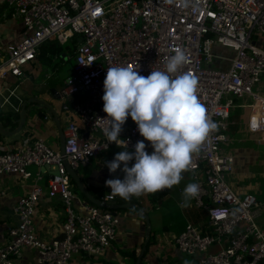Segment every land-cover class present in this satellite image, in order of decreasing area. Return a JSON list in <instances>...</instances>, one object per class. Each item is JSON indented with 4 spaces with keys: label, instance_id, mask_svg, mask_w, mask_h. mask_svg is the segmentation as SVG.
<instances>
[{
    "label": "built area",
    "instance_id": "obj_1",
    "mask_svg": "<svg viewBox=\"0 0 264 264\" xmlns=\"http://www.w3.org/2000/svg\"><path fill=\"white\" fill-rule=\"evenodd\" d=\"M3 1L22 31L0 58V77L23 74L40 46L52 39L72 46L73 61L59 90L67 116L64 156L40 137L0 152V174L28 178L29 166H37L33 184L14 206L17 223L0 246V264H14L12 257L25 247L35 248L40 264H80L72 260L74 254L100 255L110 245L117 216L72 189L63 159L77 169L117 146L108 145L102 130L108 126L102 100L107 68L133 67L147 77L153 70L164 71L176 48L187 57L178 74L197 78L198 98L217 128L186 171L200 188L191 203L205 211L204 228L187 222L174 237L175 248L197 255V264H264V231L256 222L260 202L228 181L235 158L224 147L235 99L250 98L244 106L253 128L264 133V94L255 89L264 80V0ZM214 45L221 49L213 51ZM124 127L120 138L128 144L120 148L134 152L144 138L131 116ZM144 142L151 154L150 142ZM45 175L46 193L60 199L65 213L62 235L51 239L41 238L33 222Z\"/></svg>",
    "mask_w": 264,
    "mask_h": 264
},
{
    "label": "crops",
    "instance_id": "obj_2",
    "mask_svg": "<svg viewBox=\"0 0 264 264\" xmlns=\"http://www.w3.org/2000/svg\"><path fill=\"white\" fill-rule=\"evenodd\" d=\"M21 31V22L10 14L5 2L0 0V58L6 54L8 45L14 44L21 38ZM71 48L72 46L69 44L65 50L62 49L60 53L50 56L51 58L48 57L49 49L45 57L39 55V49L35 59L23 67V74L18 76L8 73L0 77V111L19 113L23 103H26V106L33 104L32 101H29L31 98L37 97L43 100L42 104H36L38 107L28 109L26 121L21 131L9 137L0 133V152L10 148L22 147L38 137L59 150L57 126L45 111L47 104H51L56 109L58 121L64 129L67 116L61 110L62 100L59 96V90L70 71L72 61L65 66L64 71H61L60 65L62 66L67 58H71ZM223 51L229 57L233 55L230 49ZM39 76L42 77V81L37 82L36 79ZM240 99H235L230 108L228 141L225 150L233 154L235 163L233 171L227 179L239 192H251L257 197L260 205L256 222L264 231V140L258 139L259 133L253 128L254 119L248 108L244 106L250 98L244 96L243 99ZM39 113L40 115H38ZM0 122L5 125L3 120ZM12 122L15 124L9 127L15 128L18 122L14 118ZM124 128L120 137L124 134ZM121 151L120 147L112 146L79 169V174L87 188L94 186L97 190H104L105 196H109L111 189L106 187V181L115 178L123 179L124 173L121 170L115 174L110 173L105 161H112L115 155ZM132 164H134V160L130 162L129 166ZM29 169L32 175L28 178H22L15 172L0 174V246L6 238L8 228L17 223V215L14 212L17 200L29 190L34 182L33 173L37 170V166L30 165ZM182 176L181 182L173 186L172 189L143 195L137 198L138 202H132L143 209L145 208L144 211L148 214L151 223L150 237L153 233V243L149 245L147 243L141 258L142 264H197L198 262L197 255L183 254L174 245V237L187 222L203 229L206 215L204 210L194 207L191 202L190 207H180L183 202V190L187 184L191 183L190 175L187 172L182 173ZM46 177L47 175L41 182L44 191L36 204L33 222L36 233L41 238L51 239L62 235L65 213L60 199L51 197L46 193ZM153 197L155 199L152 200ZM113 199L118 203L116 197ZM172 202L177 204L175 208L180 211L181 219L177 225L171 227L174 229L170 228L171 224L167 225L163 222L164 216L162 218L163 223L159 225L158 220L153 221L149 213L153 209L162 210L163 207ZM132 208L111 209L118 218V224L114 238L102 254L86 257L74 254L72 260L80 264H132L133 256L122 252H134L137 256L146 229L140 213L138 210H132ZM169 213L173 219V210H170ZM169 213L164 211V214ZM12 261L14 264H40L37 261V252L33 247H25L20 255L12 257Z\"/></svg>",
    "mask_w": 264,
    "mask_h": 264
},
{
    "label": "clouds",
    "instance_id": "obj_3",
    "mask_svg": "<svg viewBox=\"0 0 264 264\" xmlns=\"http://www.w3.org/2000/svg\"><path fill=\"white\" fill-rule=\"evenodd\" d=\"M174 52L164 71L153 70L147 77L133 67L107 68L102 100L108 126L102 130L108 145L115 142L122 148V142L128 144L120 134L131 116L153 149L149 154L141 140L134 152L127 147L112 161H105L110 173H124L123 179L106 181L111 198L130 200L172 189L183 179L182 173L191 169L194 155L217 128L198 98L197 78L190 73L178 74L187 62L185 52L180 48ZM199 191L197 183L187 184L180 207H190Z\"/></svg>",
    "mask_w": 264,
    "mask_h": 264
},
{
    "label": "water",
    "instance_id": "obj_4",
    "mask_svg": "<svg viewBox=\"0 0 264 264\" xmlns=\"http://www.w3.org/2000/svg\"><path fill=\"white\" fill-rule=\"evenodd\" d=\"M29 101H32L33 104L26 106V103L22 104V107L18 113V118H17V126L15 128H10L9 126H5L0 122V133L5 135L6 137L12 136L15 133L21 131V129L23 128L25 121H26V114L28 109L33 108V107H38L36 104H42L43 100L40 98H31ZM48 106L46 107L47 110L45 111L46 114L48 116H50L55 125L57 126V130H58V139H59V152L64 156V142H65V137H64V133H63V128L60 125L59 121H58V117H57V111L56 109L51 105V104H47ZM40 115V113L38 114ZM41 115H44L41 113ZM63 163L65 166V169L71 179V181L73 182V184L76 186L77 190L79 193H81L88 202L106 208V209H118V208H128V207H136L138 212L140 213V217L142 218V220L144 221L145 225H146V229H145V235H144V240L142 242L140 251L138 252L137 256H136V260L134 264H140L141 258L144 254L146 245L149 241L150 238V234H151V223L149 220V216L148 214L144 211V209L132 202H125V203H121L118 204L116 203V201L113 198H107V199H102L99 197H96L94 195H92L84 181L82 180L80 174L78 173V170L71 167L69 162L66 160V158L63 159Z\"/></svg>",
    "mask_w": 264,
    "mask_h": 264
},
{
    "label": "trees",
    "instance_id": "obj_5",
    "mask_svg": "<svg viewBox=\"0 0 264 264\" xmlns=\"http://www.w3.org/2000/svg\"><path fill=\"white\" fill-rule=\"evenodd\" d=\"M48 49L50 51V54L48 55V57L51 58L53 55L60 53V51L63 49V46L60 45V44H58L55 39H52L50 41L48 40V42L46 41V43H44V44L41 45L39 55H42L43 57H45V54H46V52H47ZM3 118H5V119H3ZM13 118L17 120L18 113H14V112H10V111H6V112L0 111V120H3V122H4V124L6 126H10V125H14L15 124V123L12 122V119ZM78 173H79V168H78ZM70 182H71V180H70ZM71 184H72V188L76 192H78L77 191V188L73 184V182H71ZM87 189H88V191L92 195H94L96 197H99V198H104L105 197L104 190H102V189L97 190V188H94V186H88ZM78 194H79V196L82 199L87 200L81 193L78 192ZM153 199H155V198L153 197L152 200ZM116 200L118 201V203H124V202H128V201H130V202H138L137 201L138 199L135 196H133L130 200H124V199L120 198L119 196H117L116 197ZM134 209L137 211V209L135 207L132 208V210H134ZM151 243H153V233H152V235H151V237H150V239L148 241V245L151 244ZM122 253H129V254H131L133 256L132 264H134L135 259H136V257H135L136 255L134 254V252H126V251H123ZM140 264H142V261L140 262Z\"/></svg>",
    "mask_w": 264,
    "mask_h": 264
},
{
    "label": "rangeland",
    "instance_id": "obj_6",
    "mask_svg": "<svg viewBox=\"0 0 264 264\" xmlns=\"http://www.w3.org/2000/svg\"><path fill=\"white\" fill-rule=\"evenodd\" d=\"M57 41V40H56ZM69 42V41H68ZM57 43L58 44H60V45H62L63 46V49L65 50V48L67 47V45H69V43H59L58 41H57ZM224 48V47H223ZM221 48H219V46H217V45H214L213 47H212V50L213 51H217V50H220ZM71 61H73V59L72 58H67L64 62H63V64H62V66L60 65V67H62L61 68V71H64V69H65V66L67 65V64H70L71 63ZM221 65L222 66H224L225 65V63L223 62V63H221ZM36 81L37 82H39V81H42V77L41 76H39L37 79H36ZM256 90H260V91H262L263 92V94H264V80L262 79V81H261V83H260V86H257L256 88H255ZM244 98V97H243ZM243 98H241V99H243ZM240 99V100H241ZM243 101V100H242ZM62 110V109H61ZM264 136V133H262V134H259V136H258V139L259 140H264V139H262V137ZM226 145V144H225ZM225 147V146H224ZM82 166H80L79 167V169L81 168ZM189 178H190V182L192 183V179H191V177L189 176ZM73 189V188H72ZM74 190V189H73ZM75 191V190H74ZM76 192V191H75ZM77 194H78V192H76ZM175 207H177V204L175 203V202H172V203H170L168 206H166V207H163L162 208V210H160V209H153L152 210V212H151V210H150V217L152 216V220L154 221V220H158L157 222L159 223V225H161L163 222L165 223V224H167V225H169V224H171V226H170V228L171 227H173V226H175V225H177L178 223H179V221L181 220L180 219V211H178V210H176V208ZM170 210H173V219H171V214L169 213V211ZM149 211V210H148ZM164 211H166V212H168L169 214H164ZM166 215V216H165ZM163 216H164V221H163ZM155 218V219H154ZM163 221V222H162ZM171 229H174V228H171ZM182 230V229H181ZM180 230V231H181ZM179 231V232H180ZM178 232V233H179ZM177 235V234H176ZM183 254H185V253H183ZM188 255H190V254H188Z\"/></svg>",
    "mask_w": 264,
    "mask_h": 264
}]
</instances>
